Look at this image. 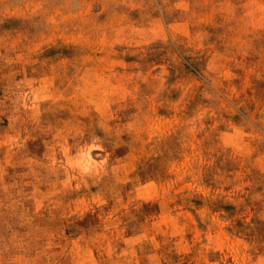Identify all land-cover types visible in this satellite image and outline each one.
Listing matches in <instances>:
<instances>
[{"label": "rangeland", "instance_id": "rangeland-1", "mask_svg": "<svg viewBox=\"0 0 264 264\" xmlns=\"http://www.w3.org/2000/svg\"><path fill=\"white\" fill-rule=\"evenodd\" d=\"M0 264H264V0H0Z\"/></svg>", "mask_w": 264, "mask_h": 264}]
</instances>
